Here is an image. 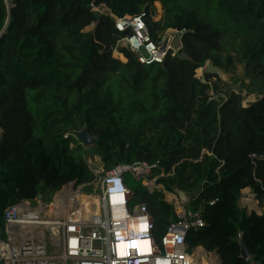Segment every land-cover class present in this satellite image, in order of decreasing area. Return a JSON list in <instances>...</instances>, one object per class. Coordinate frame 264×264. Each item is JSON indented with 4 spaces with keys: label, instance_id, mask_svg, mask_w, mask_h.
I'll return each instance as SVG.
<instances>
[{
    "label": "trees",
    "instance_id": "trees-1",
    "mask_svg": "<svg viewBox=\"0 0 264 264\" xmlns=\"http://www.w3.org/2000/svg\"><path fill=\"white\" fill-rule=\"evenodd\" d=\"M91 1L13 0L8 8L0 0V225L9 207L44 190H64L58 199L80 186L93 193L88 153L109 170L161 161L157 184L196 194L188 206L204 210L207 225L188 234L190 248L219 251L224 264H264V213L248 215L239 204L251 189L262 206L248 193L252 208L264 209V92L244 106L243 93L209 94L216 76L197 77L209 61L226 70L237 60L264 82V0H97L118 17L146 12L155 39L186 31L192 61L170 56L152 68L126 49L127 63L114 58L123 35L111 17L86 31L96 21ZM229 36L241 42L237 59L222 56ZM83 128L97 142L82 154L66 135ZM126 183L131 204L148 207L157 238L180 220L162 190Z\"/></svg>",
    "mask_w": 264,
    "mask_h": 264
},
{
    "label": "built area",
    "instance_id": "built-area-1",
    "mask_svg": "<svg viewBox=\"0 0 264 264\" xmlns=\"http://www.w3.org/2000/svg\"><path fill=\"white\" fill-rule=\"evenodd\" d=\"M96 1H91V11L111 17L116 31L123 35L113 50L117 59L125 58L121 49H126L141 65L153 67L163 65L168 57H177L183 51L182 38L186 31L168 29L155 39L147 24L146 12L118 17L107 6H98ZM5 2L8 8L13 6V1ZM90 168L97 176L94 184L98 183V190L87 196L95 197L97 202L80 198L81 192L86 193L82 186L77 192L72 190L78 197L65 200V216L57 221L55 213L45 217L43 210L47 205L35 206L34 201H23L5 211V226L0 225V264H221L220 255L208 253L202 247L191 249L188 244V234L207 225L203 209L195 211L189 208V203L182 205L178 196L163 187L164 194L169 192L175 196L180 220L157 238L148 207L131 204L134 193L126 183L127 175L149 191L161 190L162 185L157 181L164 173L155 175L157 170L163 172L161 161L123 164L102 173ZM63 191H57L54 199ZM43 219L58 228L56 236L45 230L49 241L47 237L42 240L26 232L28 228L41 226Z\"/></svg>",
    "mask_w": 264,
    "mask_h": 264
},
{
    "label": "rangeland",
    "instance_id": "rangeland-1",
    "mask_svg": "<svg viewBox=\"0 0 264 264\" xmlns=\"http://www.w3.org/2000/svg\"><path fill=\"white\" fill-rule=\"evenodd\" d=\"M160 6H161V11H159L160 7H158V4H155V7L157 8V16L154 19L156 21L160 20L163 17V14H164L163 6L161 4H160ZM91 29H92L91 27H88L86 31L89 32ZM225 44H226L225 51L222 54L223 58H227L229 55H233V56H235V59H237L236 55L239 52L240 45H241L240 40L235 38V37H233V36H229L228 38L225 39ZM114 58H116V57H114ZM125 61H122V62L126 63ZM148 68H152V67H148ZM202 70H205V69L201 68V69L197 70V76H199L198 78H200V79H203V77H204V71H202ZM249 71H251V68H249V69L247 68V63H240L237 60H235L234 65L230 66L226 70H223V72L225 74L224 80L220 79L217 76H216L217 78L213 79L212 87H211V90L209 91V94L215 99H217V98H219V99H227L229 94L232 93V92L243 93V95L245 96V99L243 101V105L244 106H247L248 104L254 102L255 100H258L259 97L264 92V82H262L261 79L255 78L254 76L250 75L248 73ZM72 133H73V131L68 133L66 135V138L69 135H71ZM69 139L71 140V138H69ZM80 146L81 145H79V143L75 139H73L70 142L71 149H75V148H79L80 149ZM81 148H82V150H81L82 154L85 153V151H89L90 152L91 149H92V148L85 149L84 147H81ZM88 155L89 156L86 157L87 162L90 164V167H92L95 172L102 173L104 171L109 170V169H107L105 167V165H104V163H103V161H102V159L100 157L94 156L91 153H88ZM159 174H160V171L157 170L155 172V175L157 176ZM127 179L131 180V181H134V179L132 178L131 175H127ZM93 186H94V188H93L94 189L93 193H94L95 191L98 190V183H95ZM86 187L87 186H83L84 189L81 188L83 190V192H86ZM160 187H161L160 189L163 190L162 189L163 186H160ZM77 190L75 192H77ZM50 192L44 190L45 194L44 193L41 194L43 196L47 195V197H46V201L47 202L52 200V197H53V196L52 197L49 196ZM248 193L251 194L255 198V194L253 193V191L251 189H248ZM248 193H246L245 190L243 191V194H242V197H241V200H240V205L242 206L241 208L246 210V213L248 215H251L254 212L258 213L259 211L256 208H254V207L252 208V206H251L252 201H251L250 195ZM89 194L90 193H87V192L86 193H82L81 192V197L87 196ZM75 195L76 194L74 193L71 196H75ZM169 195H171L169 192L167 194H165L166 200L169 203L173 204L174 206H177L176 199L173 198V199L170 200L168 198ZM71 196H69V197H71ZM40 202L45 203L44 201H39V198H37L34 201V205L37 206L38 203H40ZM257 205L259 207V203ZM260 207H262V206L260 205ZM252 209H256L258 212L257 211H252ZM45 212L48 213L49 209H45ZM176 212L178 213L179 209H177ZM261 213H264V209L262 210ZM51 216H46L45 215L46 218H50ZM44 233H45V231H44ZM45 236L47 237V240L49 241L50 236H49L48 232H46Z\"/></svg>",
    "mask_w": 264,
    "mask_h": 264
},
{
    "label": "water",
    "instance_id": "water-1",
    "mask_svg": "<svg viewBox=\"0 0 264 264\" xmlns=\"http://www.w3.org/2000/svg\"><path fill=\"white\" fill-rule=\"evenodd\" d=\"M92 13L95 16V20L96 21H95V23L93 25L90 26L92 29L89 32L95 33L96 29L98 27V22H99V19H100L101 15L98 12H92ZM177 58L179 60L192 61V59L183 51H181V53L177 56ZM206 65H207L206 68H204L205 70H202V71H204V76L205 75L217 76L220 79L224 80L225 74H224V72H223V70L221 68L214 66L213 62H211V61H209ZM197 77H199V76H197ZM203 82L206 83V79L204 77H203ZM256 102H257V100H255L252 103H256ZM3 135H4V132L2 131V136ZM70 136H72L79 143V145H81L85 149L94 147L96 145V142H97V138L94 137L93 135H91V133H90L88 128H83V129H81L79 131H73V133L71 135H69L68 137H70ZM92 172H93V170H92ZM80 187H82V186H80ZM173 193L176 196H178V198L180 200V203L182 205H187L196 196V194L185 192V191H183V190H181V189H179L177 187L173 188ZM42 197H43V195H39L38 198L40 199ZM11 228L12 227H10V229ZM240 244H241L242 256L244 258H246V259H250L252 257V254H251L250 250L246 247V245L244 243V240L242 238L240 240ZM215 253L217 255H220L219 251H216ZM221 264H224L223 259H221Z\"/></svg>",
    "mask_w": 264,
    "mask_h": 264
},
{
    "label": "bare ground",
    "instance_id": "bare-ground-1",
    "mask_svg": "<svg viewBox=\"0 0 264 264\" xmlns=\"http://www.w3.org/2000/svg\"><path fill=\"white\" fill-rule=\"evenodd\" d=\"M49 196H51V197L53 196L52 200L47 202L46 201L47 195H46L45 197H42L39 199V201L45 202V203L40 202V205L41 206H42V204L45 206L47 205L48 206L47 209H49V212L48 213L45 212V215L51 216L53 213H55V215H56L55 221H57L61 217L63 218L65 216V213H66L65 200L68 198H71V197L63 198L62 200L59 201V199H57V200L54 199L55 195H53V193H51V194L49 193ZM75 196L78 197L77 194ZM75 196H72V197H75ZM171 196H173V195H171ZM81 199L83 201H93V202L98 201V199H96L95 197H88V196L81 197ZM44 209H45V207H44ZM43 211H45V210H43ZM43 221L44 222H42L40 224L41 226L32 227L30 229L28 228V229H26V232H30V233L34 234L37 238L43 240L46 237L44 231L46 229H48L50 232L53 233V235L55 234L54 236H56V232H57L58 228L55 225H53V223L50 220H48L46 222V219H43ZM23 224H25V223H23ZM24 235H26V234H24ZM203 264H206V262L205 263L203 262Z\"/></svg>",
    "mask_w": 264,
    "mask_h": 264
},
{
    "label": "crops",
    "instance_id": "crops-1",
    "mask_svg": "<svg viewBox=\"0 0 264 264\" xmlns=\"http://www.w3.org/2000/svg\"><path fill=\"white\" fill-rule=\"evenodd\" d=\"M11 1H13V0H11ZM0 136H1V135H0ZM245 191H246V190H245ZM242 194H243V193H242ZM168 198L171 200V199L175 198V196H171V195H170ZM175 199H176V198H175ZM254 199L259 203V201L257 200L256 196H255ZM239 204H240V203H239ZM240 207H242V206L240 205ZM259 208H262V207H260V203H259ZM262 210H263V209H262ZM252 211H257V210H256V209H252ZM257 212H258V211H257ZM258 214L261 215L262 213H261V212H260V213L258 212Z\"/></svg>",
    "mask_w": 264,
    "mask_h": 264
}]
</instances>
